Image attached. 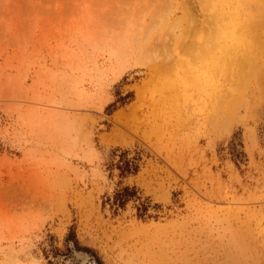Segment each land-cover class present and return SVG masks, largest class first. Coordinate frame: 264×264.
<instances>
[{"label": "rangeland", "instance_id": "1", "mask_svg": "<svg viewBox=\"0 0 264 264\" xmlns=\"http://www.w3.org/2000/svg\"><path fill=\"white\" fill-rule=\"evenodd\" d=\"M96 259L264 264V0H0V264Z\"/></svg>", "mask_w": 264, "mask_h": 264}, {"label": "trees", "instance_id": "2", "mask_svg": "<svg viewBox=\"0 0 264 264\" xmlns=\"http://www.w3.org/2000/svg\"><path fill=\"white\" fill-rule=\"evenodd\" d=\"M128 97H120L116 102L107 106L106 110L111 114L112 112L118 109V104L124 105L129 103ZM227 153L231 156V160L235 165L242 164L245 161V153L243 151V142L239 137V134H233L229 142V147L225 149ZM108 167L109 169H116L118 171L119 177L124 179L128 177L136 176L141 169V160H142V151H137L132 157H129V151L115 148L111 150V153L108 158ZM110 201V207L113 210L114 214L119 210H125L129 203H134L136 209V215L139 219L145 217H152L149 213L150 210L159 209V205L152 203L149 198L143 197L141 192L136 187L123 186L115 190ZM71 236L72 249L78 250L79 247L74 238V235ZM68 238L67 240H69ZM88 251L87 249H84ZM72 251L71 249L69 250ZM60 255L56 251L53 253V258H58ZM61 257V256H60ZM66 258L67 256H63ZM97 264H102L96 259Z\"/></svg>", "mask_w": 264, "mask_h": 264}, {"label": "bare ground", "instance_id": "3", "mask_svg": "<svg viewBox=\"0 0 264 264\" xmlns=\"http://www.w3.org/2000/svg\"><path fill=\"white\" fill-rule=\"evenodd\" d=\"M261 4H262V3H261ZM258 8H259V7H258ZM253 40H254V39H253ZM258 41H259V40H258ZM258 41H257V42H258ZM255 43H256V42H255ZM255 43H254V44H255ZM256 47H257V46H256ZM239 51H240V50H239ZM252 58H253V57H252ZM252 58L249 59L250 62H251V59H252ZM242 59H243V58H242ZM242 59H241V60H242ZM249 60H247V61H246V60H242V61H244V63H246V65H248ZM238 61H240V60H238ZM245 61H246V62H245Z\"/></svg>", "mask_w": 264, "mask_h": 264}]
</instances>
